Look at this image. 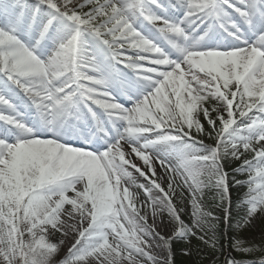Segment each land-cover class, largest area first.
I'll return each instance as SVG.
<instances>
[{
  "label": "snow or ice",
  "instance_id": "6c2138e0",
  "mask_svg": "<svg viewBox=\"0 0 264 264\" xmlns=\"http://www.w3.org/2000/svg\"><path fill=\"white\" fill-rule=\"evenodd\" d=\"M221 222L264 264V0H0V264H176Z\"/></svg>",
  "mask_w": 264,
  "mask_h": 264
},
{
  "label": "rangeland",
  "instance_id": "374dc122",
  "mask_svg": "<svg viewBox=\"0 0 264 264\" xmlns=\"http://www.w3.org/2000/svg\"><path fill=\"white\" fill-rule=\"evenodd\" d=\"M205 143H210V141L205 140ZM139 163V162H138ZM157 174L159 175L161 172V169L159 165L156 166ZM230 171V169H227ZM134 175H138L135 174ZM238 178H244V177H238ZM138 182H143V179L140 178ZM166 186V183H165ZM237 193L235 190L232 192L233 196V201L236 198ZM206 201V199H204ZM203 201L205 210L206 211H211L209 207L206 205V203ZM218 210L212 211L213 215L215 214ZM182 218L185 220L186 223H190V218H191V207L187 206L185 212L182 214ZM233 235V231L231 234L225 237V243H220V251L212 252L211 250L207 249L203 245H201L198 241L195 239L192 240L191 242V247L193 249V254L189 257H183L181 253V244L174 245V260L176 264H222L224 256L225 255H231L235 257L237 260L241 259V254L236 253L231 249L230 241ZM242 238L245 240V244L249 243H254V244H259L261 240V225L260 221L257 220L255 222V225L242 232ZM247 257H244L246 259Z\"/></svg>",
  "mask_w": 264,
  "mask_h": 264
},
{
  "label": "trees",
  "instance_id": "16d2710c",
  "mask_svg": "<svg viewBox=\"0 0 264 264\" xmlns=\"http://www.w3.org/2000/svg\"><path fill=\"white\" fill-rule=\"evenodd\" d=\"M206 201H204L206 203V205L209 207V209L211 211H215V210H218L215 208V204H216V201L214 200V193L213 192H207L206 195H205V198ZM233 208H235V200H234V203H233ZM215 216H220V211H216L214 212ZM233 225L235 224V219H233L232 221ZM233 231V229H229L225 224H223L222 222L221 223H218L217 224V238L219 239V242L220 243H225V237L228 236L229 234H231V232ZM254 257H247L246 260L248 259H252Z\"/></svg>",
  "mask_w": 264,
  "mask_h": 264
}]
</instances>
